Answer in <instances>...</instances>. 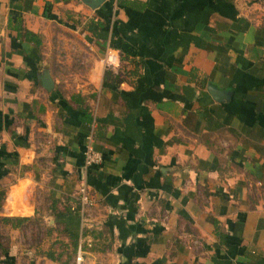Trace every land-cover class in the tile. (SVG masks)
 <instances>
[{"label":"crops","instance_id":"crops-1","mask_svg":"<svg viewBox=\"0 0 264 264\" xmlns=\"http://www.w3.org/2000/svg\"><path fill=\"white\" fill-rule=\"evenodd\" d=\"M37 217L85 264H264V0H0V264H66Z\"/></svg>","mask_w":264,"mask_h":264},{"label":"rangeland","instance_id":"rangeland-1","mask_svg":"<svg viewBox=\"0 0 264 264\" xmlns=\"http://www.w3.org/2000/svg\"><path fill=\"white\" fill-rule=\"evenodd\" d=\"M66 36L67 35H65V37ZM76 58L77 57H73V59L71 58L73 60L72 63L69 65V67L64 68L62 72L64 73L68 72V75H69V72H85V70L80 67L81 66L80 62H78ZM40 220L41 219L37 217V219L34 222H31L30 226L25 227L26 229L32 230V232H27L28 234L25 233L27 234L24 238L26 243L29 241L28 239H30V241L35 242L36 244H40L41 246L44 245V248L47 251L51 249L55 250L56 246H60L59 251H56L55 254H58V255L62 254L61 259L66 261L67 264H72V260L74 263L76 254H74L71 250L70 251L66 250L68 249L66 247V243L63 244L62 241L57 236V233L50 231V229L47 226V223L45 221H40ZM0 225L2 226L0 228V233L2 234L1 240L5 244L6 246L5 248L10 250L12 248L13 241H14L12 237V232L11 230L8 229V226L5 225L4 223H0ZM27 236H29V238ZM16 243L18 244V241ZM21 264H28V261L24 259Z\"/></svg>","mask_w":264,"mask_h":264},{"label":"built area","instance_id":"built-area-1","mask_svg":"<svg viewBox=\"0 0 264 264\" xmlns=\"http://www.w3.org/2000/svg\"><path fill=\"white\" fill-rule=\"evenodd\" d=\"M119 57L116 53H109L106 57V64L108 67H115L119 65ZM102 163V155L97 152L92 145V138L89 137L87 148L85 151V166L100 165ZM76 199L81 207V212H88L94 206V199L90 192L86 181H83L76 193ZM88 252L85 250L83 244H80L76 255L75 264H85Z\"/></svg>","mask_w":264,"mask_h":264},{"label":"trees","instance_id":"trees-1","mask_svg":"<svg viewBox=\"0 0 264 264\" xmlns=\"http://www.w3.org/2000/svg\"><path fill=\"white\" fill-rule=\"evenodd\" d=\"M121 1H123V0H120V4H121ZM25 33H26L25 36L37 37V35H35V34L31 33V32L26 31ZM0 221L2 223H4L5 225L11 224L14 227H18V226H22L24 223L30 221V219H28V218H14V219L13 218H3ZM71 240L73 242V247H74V252L73 253L76 254L77 249H78L79 236L78 235L71 236ZM61 256H62V254L58 255L57 257H55L53 252L52 253H48V257L53 259V260H60ZM65 263L67 264L66 261H65Z\"/></svg>","mask_w":264,"mask_h":264},{"label":"water","instance_id":"water-1","mask_svg":"<svg viewBox=\"0 0 264 264\" xmlns=\"http://www.w3.org/2000/svg\"><path fill=\"white\" fill-rule=\"evenodd\" d=\"M46 88L50 90L53 87V81L49 76H45Z\"/></svg>","mask_w":264,"mask_h":264}]
</instances>
